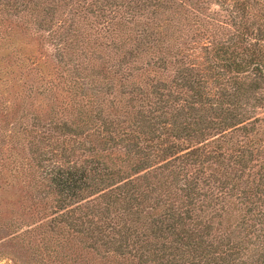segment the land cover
<instances>
[{"label":"trees","instance_id":"1","mask_svg":"<svg viewBox=\"0 0 264 264\" xmlns=\"http://www.w3.org/2000/svg\"><path fill=\"white\" fill-rule=\"evenodd\" d=\"M9 23L47 37L30 58L0 32L25 264H264V0H0Z\"/></svg>","mask_w":264,"mask_h":264},{"label":"rangeland","instance_id":"2","mask_svg":"<svg viewBox=\"0 0 264 264\" xmlns=\"http://www.w3.org/2000/svg\"><path fill=\"white\" fill-rule=\"evenodd\" d=\"M20 23H17V24H8V26H2V28L4 29H1V31H6L7 30V33L8 36L12 37L15 42L16 45H18L19 47H21L24 51H26V54L27 56H29L30 58H32L33 56H40L39 54V48L42 50V47H41V44L42 42H44V40L47 38L46 37V34H45V31L44 30H37V28H33L31 29V27H23V25H19ZM1 41V39H0ZM40 46V47H39ZM18 47V49H20ZM17 47H14V48H11V50L14 51V53L22 56L20 54V51L16 50ZM31 50L30 52H28L27 54V50ZM49 56H51V53L48 54L47 58H49ZM41 57V56H40ZM45 58H41V60H44ZM46 63L47 65L45 64L46 68L48 69V71L52 73V77H56V79H58V76L56 73V71L54 70L55 67L51 68V64L50 61L48 59H46ZM2 65H4V62H0V67H2ZM12 67L13 69H17V65L15 64H12ZM6 68H1V72L0 74H2L3 70H5ZM14 78L17 77V73L12 72V74ZM28 76H26V78H28ZM13 78V79H14ZM261 89H264V86L262 85V88ZM59 92V91H57ZM6 95L7 97H11L10 94L6 93L4 94ZM2 95V96H4ZM58 97V96H57ZM57 101H60V98L58 97L57 98ZM9 120V115H6V116H3L2 118H4ZM33 209V208H32ZM34 210V209H33ZM38 215L40 217V213L39 214H35L34 212H31V214L29 216H27V218L25 219H28V221H31L32 219L36 218V216ZM37 216V217H38ZM3 233H4V230H0V264H25L23 262V260H21V254L22 252L21 251H17V249H15V247H12L7 241H6V237L3 238ZM17 255H20V256H17ZM32 264H43L39 261H35L33 262ZM48 264H51V263H48Z\"/></svg>","mask_w":264,"mask_h":264}]
</instances>
